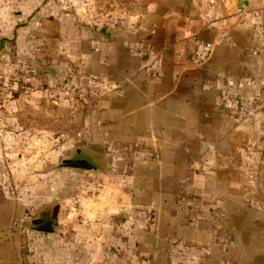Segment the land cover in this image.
<instances>
[{"label":"crops","instance_id":"0c3cea01","mask_svg":"<svg viewBox=\"0 0 264 264\" xmlns=\"http://www.w3.org/2000/svg\"><path fill=\"white\" fill-rule=\"evenodd\" d=\"M198 2L105 12L87 41L88 79L101 83L88 129L127 161L120 193L74 202L51 199L61 185L53 196L0 187V264H264V0ZM29 9L24 26L15 0H0V95L18 74L48 80L67 69L62 41L34 38L44 29ZM198 41L212 51L197 67ZM38 219L55 231L32 228Z\"/></svg>","mask_w":264,"mask_h":264},{"label":"rangeland","instance_id":"374dc122","mask_svg":"<svg viewBox=\"0 0 264 264\" xmlns=\"http://www.w3.org/2000/svg\"><path fill=\"white\" fill-rule=\"evenodd\" d=\"M154 1L174 9H183L192 3V0H15L17 23L28 24L25 15L31 13L29 5L32 11L36 9L29 19H34L36 25L41 23L44 32L39 36L36 31L35 39L62 41L61 63L67 69L60 78L48 80L18 74L8 82L5 80L1 86L7 95H0V127L5 138L0 143V187L17 191L25 185H40L48 189V196H53L54 192L49 189L61 185L63 192L50 197H57L59 201L90 202L110 191L111 195H119L125 178L122 169L127 166V161L113 159L111 150L93 143L88 129L94 113L87 109L90 105L88 99L94 97L93 92H100L101 83L93 87L88 79L87 41L96 29L101 33L108 18L105 12L108 13L109 9L111 12L123 9L134 13ZM193 1L196 5L200 3L199 0ZM39 10L44 14L39 15ZM47 51L51 60L54 48ZM42 89L48 90V95L35 94ZM55 94L57 105L53 104ZM12 101L14 106L7 109V103ZM74 149H85L96 155L102 172L55 169ZM64 206L70 219L72 204L64 202ZM87 211L85 205L78 216H87ZM110 219L113 237L118 226L116 222L120 219L114 216ZM110 247L117 252V243L111 242Z\"/></svg>","mask_w":264,"mask_h":264},{"label":"water","instance_id":"95a60500","mask_svg":"<svg viewBox=\"0 0 264 264\" xmlns=\"http://www.w3.org/2000/svg\"><path fill=\"white\" fill-rule=\"evenodd\" d=\"M55 169H75L82 171H92L95 173H101V162L97 157L88 150L74 149L70 152L68 159L61 161ZM114 217L123 219L125 217L124 207H120L114 211ZM54 227H51L48 232H54Z\"/></svg>","mask_w":264,"mask_h":264},{"label":"built area","instance_id":"2783aa9c","mask_svg":"<svg viewBox=\"0 0 264 264\" xmlns=\"http://www.w3.org/2000/svg\"><path fill=\"white\" fill-rule=\"evenodd\" d=\"M212 46L209 43L198 41L192 54V63L194 66H200L209 58ZM4 140V131L0 128V143Z\"/></svg>","mask_w":264,"mask_h":264},{"label":"flooded vegetation","instance_id":"af4514ba","mask_svg":"<svg viewBox=\"0 0 264 264\" xmlns=\"http://www.w3.org/2000/svg\"><path fill=\"white\" fill-rule=\"evenodd\" d=\"M31 227L34 229H42V230L48 231V230H50L52 225H51L50 221L48 223L47 221H45L43 219H38V220L33 221V223L31 224Z\"/></svg>","mask_w":264,"mask_h":264}]
</instances>
